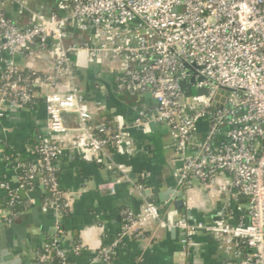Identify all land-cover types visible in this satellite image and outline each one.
I'll return each mask as SVG.
<instances>
[{
	"label": "built area",
	"instance_id": "built-area-1",
	"mask_svg": "<svg viewBox=\"0 0 264 264\" xmlns=\"http://www.w3.org/2000/svg\"><path fill=\"white\" fill-rule=\"evenodd\" d=\"M9 1L0 0V51L8 56L0 73V119L7 110L26 107L40 95L51 135L68 133L64 114L76 117L75 131L82 134L67 146L45 139L34 148L46 191L41 210L53 214L56 231L51 243L34 252L36 264H51L53 256L59 264H68L59 242L67 210L56 173L62 152L71 149L89 160L110 148L132 153L120 118L115 127L100 125L98 134L91 131L94 113L73 72L72 57L77 53H84L91 65L116 64L118 90L132 96L147 93L155 100L148 121L168 130L176 151L173 162L181 163L174 172L179 184L199 181L212 187L219 175L227 173L246 199V223L181 222L185 255L193 254L194 237L205 232L247 249L238 264H264V0H57L64 15L27 10L24 28L6 19ZM71 31L87 34L86 40L77 43ZM34 49L48 56L50 72L29 71L24 76L13 57L32 56ZM182 83L206 94L186 97ZM143 118L140 113L133 126L147 125ZM202 119L208 126L200 139L197 125ZM223 133L226 140L216 143ZM24 167L15 161L16 171ZM117 169L123 171L122 166ZM35 173L27 168L21 176L23 188H30ZM110 189L114 191L113 185ZM19 204L17 195L8 193L7 207ZM122 216L115 241L97 253L103 264H112L114 249L123 239L142 238L143 227L158 219L159 209L145 204L138 213L126 209ZM74 251L79 252V246ZM235 256L241 253L236 251Z\"/></svg>",
	"mask_w": 264,
	"mask_h": 264
},
{
	"label": "crops",
	"instance_id": "crops-1",
	"mask_svg": "<svg viewBox=\"0 0 264 264\" xmlns=\"http://www.w3.org/2000/svg\"><path fill=\"white\" fill-rule=\"evenodd\" d=\"M26 1L28 5L25 0H10L6 4V13L18 27L28 26L27 10L46 16L57 15L53 12L52 3ZM33 53L29 57L14 56L13 60L23 71L48 74L51 65L48 56L38 49ZM7 58V54L0 51V73ZM72 60L77 85L94 113L91 131L107 120H111L110 126L115 127L120 118L122 128L129 134L132 153L120 154L109 149L89 160L74 150L65 149L56 162L58 184L67 204L59 242L68 264H103L97 253L102 247L112 244L119 235L123 211L128 209L138 213L145 204L166 205L167 222H164L165 216L159 214L157 220L143 227L142 238L130 236L123 239L114 249L112 264H238L247 249H238L228 240L216 239L205 232L194 237L196 250L187 257L182 244L184 233L179 226L181 222L193 219L205 223L222 219L229 225L248 222L246 199L233 187L230 175H219L212 187H206L199 181L179 184L174 172L181 163L173 162L176 151L168 130L148 121L156 106L155 100L147 93L131 97L117 91L114 81L116 64L91 65L84 53L73 55ZM140 113L144 115L143 123L148 124L134 127ZM47 120L45 100L40 95L28 107L7 110L0 119V231L3 224L18 216L22 230L12 235L10 240L23 246L22 249L15 247L8 251L9 239L0 234V264H9L12 261L8 258L10 254L13 258L36 264L34 252L55 239L52 213L46 214L41 207L32 213L26 204L33 205L34 201L27 197L25 201L18 197L21 207L15 215H11L5 204L8 193L16 194L17 187H20L26 193L37 192L42 205L46 191L43 176L38 172L40 158L34 153V148L42 140H53L67 146L82 139V134L75 131L77 121L74 115H63L68 129V133L63 135H51L46 127ZM207 126L208 121L204 119L198 122V138L205 135ZM225 140L223 133L216 143ZM3 148L10 151V159L14 163L25 159L28 168L37 172L29 189L22 187L21 176L3 156ZM117 166H122L123 171H119ZM139 181H143L141 191L135 188ZM110 185H113V192ZM179 192L184 195V212H170ZM29 213L31 215L26 219ZM75 246H79V252L74 251ZM236 251L241 253L240 257L235 256Z\"/></svg>",
	"mask_w": 264,
	"mask_h": 264
},
{
	"label": "water",
	"instance_id": "water-1",
	"mask_svg": "<svg viewBox=\"0 0 264 264\" xmlns=\"http://www.w3.org/2000/svg\"><path fill=\"white\" fill-rule=\"evenodd\" d=\"M73 32V31H71ZM181 86L183 87L184 89V92H185V96L186 97H190V96H201V95H205L206 94V91L204 89L202 90H193L191 88V86L189 85H184V83L181 84ZM16 195L17 197L21 198L22 200L25 201L26 197L33 200L34 201V204L33 205H29V203H27L26 205H28L29 209L32 210V213H35L37 212V210L41 207L39 201H38V194L37 192H34V193H26L24 191V189L20 188V187H17L16 189ZM178 200L175 202L173 208L169 209L170 212H173V211H176L177 213H182L184 212V195L182 192H179L178 195ZM159 208V214H162L165 216V213L168 211V208L166 207V205H163V204H160L158 206ZM46 214H51L50 211H47L45 212ZM31 214L29 213V215H27V218L30 216ZM166 216L164 217V222H167L166 221ZM21 219L18 217V216H13L12 219H11V222L10 223H7V224H3L2 227H1V231H0V234L1 235H6L9 239V243H8V251L9 249H15V247L17 249H22L23 246H21L20 244H15L13 242H11V236L12 235H17L18 231L19 230H22L21 226ZM1 254V253H0ZM9 259H12V261L9 262V264H29L26 260L24 259H21L19 257H14L13 258V255H9L8 256Z\"/></svg>",
	"mask_w": 264,
	"mask_h": 264
},
{
	"label": "trees",
	"instance_id": "trees-1",
	"mask_svg": "<svg viewBox=\"0 0 264 264\" xmlns=\"http://www.w3.org/2000/svg\"><path fill=\"white\" fill-rule=\"evenodd\" d=\"M41 1H43L44 3H46V2H49V3H52L53 5H54V13L55 14H57L58 16H62V15H64L65 13L64 12H62V11H60V10H58V8H57V0H41ZM25 4L26 5H28V3H27V1L25 0ZM5 8H6V6H5ZM34 10V9H33ZM40 13V12H39ZM41 14H43V13H41ZM4 15H5V17H6V19L7 20H9L10 22H15V21H13V19L12 18H10V16L6 13V11H5V9H4ZM26 17H28L27 18V20H28V22H29V16L28 15H26ZM73 38L76 40V42L77 43H82V42H84L85 40H86V38H87V34H84V33H81V32H79V31H74L73 32ZM23 75L24 76H29L30 75V72L29 71H25V72H23ZM114 81H115V79H114ZM115 89L117 90V91H120V90H118V88H117V84L115 83ZM123 92H125V91H123ZM125 93H127V92H125ZM129 96H131V97H134V96H136V95H134V96H132V95H130L129 93H127ZM34 101H35V99H34ZM30 105V104H29ZM28 105V106H29ZM28 106H26V107H28ZM110 124H111V120H107L105 123H103V126H105V127H111L110 126ZM100 126V125H99ZM98 131H99V129L96 127V128H93V132L94 133H97L98 134ZM111 149V148H110ZM111 150H114V149H111ZM2 154H3V156L6 158V159H8L7 160V162L8 163H10L12 166H14V162H13V160H11L10 159V151L8 150V149H6V148H3V152H2ZM21 163H23L24 164V170H22V171H20V176H24L25 175V173H26V171H27V168H28V162H27V160H25V159H21ZM138 185H143V181H139L138 182ZM6 205H7V202L5 203ZM20 205H17V206H15V207H13L11 210L14 212V213H17V212H19V210H20ZM64 215H66V211H65V213H64ZM52 242V241H51ZM51 242H49V243H51ZM242 248H243V246H242ZM54 255V254H53ZM51 264H59V259L58 258H56L55 256H53V259H52V262H51Z\"/></svg>",
	"mask_w": 264,
	"mask_h": 264
}]
</instances>
